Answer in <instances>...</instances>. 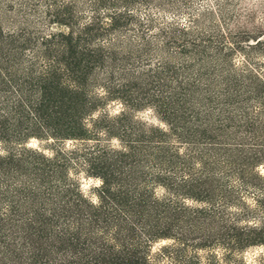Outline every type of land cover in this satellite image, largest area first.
<instances>
[{
	"label": "trees",
	"instance_id": "trees-1",
	"mask_svg": "<svg viewBox=\"0 0 264 264\" xmlns=\"http://www.w3.org/2000/svg\"><path fill=\"white\" fill-rule=\"evenodd\" d=\"M52 129L97 140V200ZM3 144L0 264H264V0H0Z\"/></svg>",
	"mask_w": 264,
	"mask_h": 264
},
{
	"label": "rangeland",
	"instance_id": "rangeland-1",
	"mask_svg": "<svg viewBox=\"0 0 264 264\" xmlns=\"http://www.w3.org/2000/svg\"><path fill=\"white\" fill-rule=\"evenodd\" d=\"M5 24V23H4ZM8 27H12V23L8 22L6 24ZM14 27V26H13ZM122 108L120 100H108L106 99L104 103L99 107L100 111H108L112 115L117 114ZM100 111L94 112L96 116H98ZM138 116V120L151 122L154 124L162 125L164 124L161 120H159L156 117V114L152 111H150V108L140 110L139 112H136ZM87 124H89L90 128L93 127L94 118H88ZM105 129L106 127H102L99 130V132H102V134L99 135L100 142L99 144H102L104 146H107L108 148L113 149H120L122 146H124V142L120 140V138H117L115 135H119L118 132L115 133V135H105ZM44 132V131H43ZM29 147H33L36 149H40L43 153H45L47 156L54 157L58 155V151L62 150L66 152L67 158H70V164L68 166L67 175L71 176L72 181H75L77 184L79 183L81 185L82 190L89 195L92 199L97 200L96 191H94L92 188L95 186H98L101 184V178L91 175L89 173V165L87 163V157H88V151L89 147H92L97 143V140L92 139H78L76 136H70L68 135V131H62L61 133L54 134V131L52 129V132L50 135L47 133H42L39 137L33 136L29 139H27V142L25 143ZM111 148V150H112ZM0 152H5V146L0 145ZM161 190V188L159 189ZM163 191V189L161 190ZM18 237L16 240L20 243V240H22V231L20 228H17ZM106 227H93L92 230H105ZM106 230L111 231V228H107ZM111 232L107 233L106 235H110ZM22 242V241H21ZM164 240L160 243H163ZM264 252V247H255L250 249L246 253L247 259L253 263L255 256L258 254H261Z\"/></svg>",
	"mask_w": 264,
	"mask_h": 264
}]
</instances>
